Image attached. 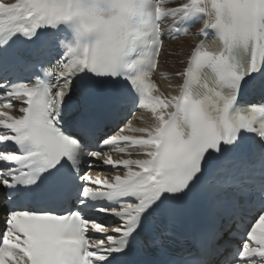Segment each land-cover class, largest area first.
Instances as JSON below:
<instances>
[{
  "label": "snow or ice",
  "instance_id": "6c2138e0",
  "mask_svg": "<svg viewBox=\"0 0 264 264\" xmlns=\"http://www.w3.org/2000/svg\"><path fill=\"white\" fill-rule=\"evenodd\" d=\"M164 21L170 39L202 21L175 94L152 79ZM15 104L0 264H264V0H0V106ZM135 109L151 122L125 124ZM100 164L116 174L85 170ZM194 190L215 214L207 246L137 258Z\"/></svg>",
  "mask_w": 264,
  "mask_h": 264
},
{
  "label": "bare ground",
  "instance_id": "6f19581e",
  "mask_svg": "<svg viewBox=\"0 0 264 264\" xmlns=\"http://www.w3.org/2000/svg\"><path fill=\"white\" fill-rule=\"evenodd\" d=\"M197 42L194 37H186L178 39L174 42L165 43L166 51H161L159 58L160 63L158 65L157 76L159 77L160 91L165 94L171 92L175 94V85L179 81L175 78L174 73L183 67V61L189 54L191 47ZM172 53V55L167 54ZM172 85V87H169ZM151 122L150 114L147 112L138 113L135 119L131 123L133 127L146 126L147 123ZM128 158V157H124ZM143 158V157H137ZM122 174V172H121ZM114 174H105L110 177Z\"/></svg>",
  "mask_w": 264,
  "mask_h": 264
},
{
  "label": "rangeland",
  "instance_id": "374dc122",
  "mask_svg": "<svg viewBox=\"0 0 264 264\" xmlns=\"http://www.w3.org/2000/svg\"><path fill=\"white\" fill-rule=\"evenodd\" d=\"M167 55H172V53H170V54L168 53Z\"/></svg>",
  "mask_w": 264,
  "mask_h": 264
}]
</instances>
